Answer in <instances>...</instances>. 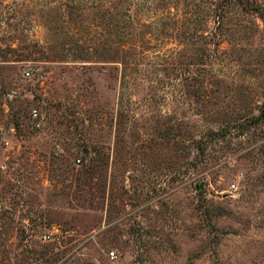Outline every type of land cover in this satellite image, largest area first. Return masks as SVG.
Returning a JSON list of instances; mask_svg holds the SVG:
<instances>
[{
    "label": "rangeland",
    "instance_id": "obj_1",
    "mask_svg": "<svg viewBox=\"0 0 264 264\" xmlns=\"http://www.w3.org/2000/svg\"><path fill=\"white\" fill-rule=\"evenodd\" d=\"M262 17L0 0V264H264Z\"/></svg>",
    "mask_w": 264,
    "mask_h": 264
},
{
    "label": "trees",
    "instance_id": "obj_2",
    "mask_svg": "<svg viewBox=\"0 0 264 264\" xmlns=\"http://www.w3.org/2000/svg\"><path fill=\"white\" fill-rule=\"evenodd\" d=\"M248 2V0H246ZM253 10L259 15V16H263L262 13L260 12L259 8L258 7H252ZM263 21H264V17H262Z\"/></svg>",
    "mask_w": 264,
    "mask_h": 264
},
{
    "label": "built area",
    "instance_id": "obj_3",
    "mask_svg": "<svg viewBox=\"0 0 264 264\" xmlns=\"http://www.w3.org/2000/svg\"><path fill=\"white\" fill-rule=\"evenodd\" d=\"M29 75H30L29 72H25V76L28 77ZM33 117H36V112L35 111L33 112ZM77 162H79V161H77ZM110 257L113 258L114 257V253H111Z\"/></svg>",
    "mask_w": 264,
    "mask_h": 264
}]
</instances>
